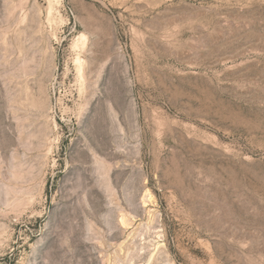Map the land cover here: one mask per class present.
<instances>
[{
	"label": "rangeland",
	"instance_id": "1",
	"mask_svg": "<svg viewBox=\"0 0 264 264\" xmlns=\"http://www.w3.org/2000/svg\"><path fill=\"white\" fill-rule=\"evenodd\" d=\"M0 264H264V0H0Z\"/></svg>",
	"mask_w": 264,
	"mask_h": 264
}]
</instances>
